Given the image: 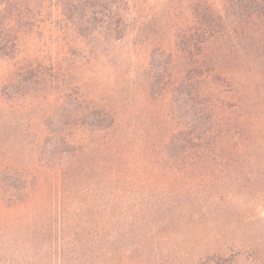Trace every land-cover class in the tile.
<instances>
[{"label": "trees", "instance_id": "16d2710c", "mask_svg": "<svg viewBox=\"0 0 264 264\" xmlns=\"http://www.w3.org/2000/svg\"><path fill=\"white\" fill-rule=\"evenodd\" d=\"M169 1L168 13L191 18L175 28L172 55L180 71L165 74L150 56L151 78L172 77L163 90L171 128L156 143L150 135L131 143L116 102L108 105L92 89L96 63L135 31L133 0H0V95L21 111L25 155L18 163L14 148L9 161L1 154L0 236L32 229L12 237L41 240L38 228L48 227L57 264H110L132 247L121 244V213L102 204L97 178L113 181L128 165L154 159L181 172L246 147L257 125L243 113L242 94L251 77L264 75V0ZM53 30L66 49L62 64L52 56L20 60L22 38ZM212 38L231 44L223 61L232 50L242 52L239 72L208 60L203 48ZM255 70L262 72L251 75ZM116 185L107 186L112 204ZM203 264L231 263L212 256Z\"/></svg>", "mask_w": 264, "mask_h": 264}, {"label": "rangeland", "instance_id": "374dc122", "mask_svg": "<svg viewBox=\"0 0 264 264\" xmlns=\"http://www.w3.org/2000/svg\"><path fill=\"white\" fill-rule=\"evenodd\" d=\"M169 2L133 0L135 31L121 42L116 54L103 56L93 69L92 94L108 105L116 102L131 143L147 135L156 143L157 136L171 128L164 123L168 102L163 90L171 82L170 75L181 70L180 64L176 68L173 63L175 28L191 18L182 10L168 13ZM222 42L212 38L203 51L208 60L236 74L242 52L232 50L223 61L231 44ZM19 46L20 60L52 56L57 65L66 51L56 30L24 37ZM150 56L161 71L172 73L164 80L151 78ZM4 73L0 65V82ZM251 79L250 91L242 94L243 113H250L257 129L249 135L246 147L236 146L241 151L238 156L205 161L181 172H171L155 159L142 160L128 165L129 171L113 181L97 178L102 204L121 213V244L132 247L110 264H203L212 256L229 259L231 264H264V75L258 81ZM20 113L14 105L3 103L0 95V159L3 154L5 161L14 148L15 160L24 162V143L18 136L24 128ZM113 184L118 189L112 204L113 191L107 192V186ZM38 230L41 240L12 237L14 231L26 234L32 229H10L0 236V264H57L49 228Z\"/></svg>", "mask_w": 264, "mask_h": 264}]
</instances>
